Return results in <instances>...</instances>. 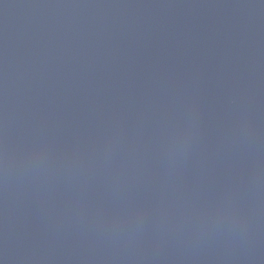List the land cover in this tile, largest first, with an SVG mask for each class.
<instances>
[{
    "label": "water",
    "instance_id": "95a60500",
    "mask_svg": "<svg viewBox=\"0 0 264 264\" xmlns=\"http://www.w3.org/2000/svg\"><path fill=\"white\" fill-rule=\"evenodd\" d=\"M0 264H264V0H0Z\"/></svg>",
    "mask_w": 264,
    "mask_h": 264
}]
</instances>
